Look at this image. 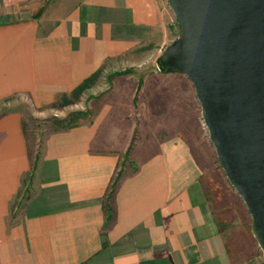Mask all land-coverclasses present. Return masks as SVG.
Returning a JSON list of instances; mask_svg holds the SVG:
<instances>
[{"label": "crops", "instance_id": "1", "mask_svg": "<svg viewBox=\"0 0 264 264\" xmlns=\"http://www.w3.org/2000/svg\"><path fill=\"white\" fill-rule=\"evenodd\" d=\"M162 11L158 0H0V264H229L198 140L178 131L129 156L96 111L49 132L35 158L16 104L49 105L106 61L163 45Z\"/></svg>", "mask_w": 264, "mask_h": 264}, {"label": "rangeland", "instance_id": "2", "mask_svg": "<svg viewBox=\"0 0 264 264\" xmlns=\"http://www.w3.org/2000/svg\"><path fill=\"white\" fill-rule=\"evenodd\" d=\"M158 3L166 15L163 45L155 41L106 61L97 77L78 96L70 92L58 95L49 105L32 103L26 98L16 103L26 111L30 151L36 158L49 132L66 129L81 119L90 121L98 111L108 117L104 127L99 128L101 135L104 128L106 136L110 131L118 144L129 141V156L146 154L155 142L181 131L186 138L198 140L195 152L204 169L211 214L217 221L229 264H264L263 254L250 231L251 218L219 165L191 82L184 75L161 74L155 67L158 57L180 33L166 0ZM122 72L129 74L115 78L111 85L110 79ZM110 88V94H105ZM91 105L96 106L95 112ZM108 123L111 126L107 127Z\"/></svg>", "mask_w": 264, "mask_h": 264}, {"label": "water", "instance_id": "3", "mask_svg": "<svg viewBox=\"0 0 264 264\" xmlns=\"http://www.w3.org/2000/svg\"><path fill=\"white\" fill-rule=\"evenodd\" d=\"M179 36L155 63L192 84L264 259V0H166Z\"/></svg>", "mask_w": 264, "mask_h": 264}, {"label": "trees", "instance_id": "4", "mask_svg": "<svg viewBox=\"0 0 264 264\" xmlns=\"http://www.w3.org/2000/svg\"><path fill=\"white\" fill-rule=\"evenodd\" d=\"M98 74H99V71H96L95 73H93L90 77L85 79L78 87H76L72 91L71 94L73 96H78L79 94H81L84 90L88 88L87 86L90 84L91 81H93L97 77ZM128 74L129 72H122V73L115 74L114 77L126 76Z\"/></svg>", "mask_w": 264, "mask_h": 264}]
</instances>
